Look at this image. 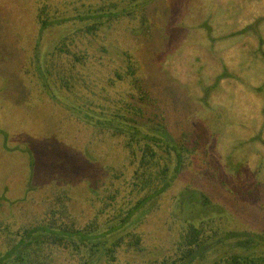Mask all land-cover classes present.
<instances>
[{"label":"rangeland","instance_id":"rangeland-1","mask_svg":"<svg viewBox=\"0 0 264 264\" xmlns=\"http://www.w3.org/2000/svg\"><path fill=\"white\" fill-rule=\"evenodd\" d=\"M34 2L0 0V256L8 251L7 240H17V231L40 222L50 207L66 209L71 219L87 223L111 190L118 188L122 198L128 196L124 186L131 176L123 139L86 126L82 116L67 111L73 97L60 93L58 104L53 103L40 78L24 68L39 31ZM136 3L144 7L138 16L148 19L147 27L139 19L101 34L109 51L102 54L94 44L93 83L98 84L99 74L111 67H125V52L133 54L146 90L161 103L170 134L176 141L189 142L194 155L169 191L127 227V232L142 234L146 251L126 261L172 256L182 217L194 211L189 198L181 195L197 190L213 205L189 221L200 225L211 220L208 227L219 236L209 242L206 257L192 264H214L239 252L238 240L222 241L228 232L247 230L264 241V152L257 150L264 151V146L238 145L235 152L228 148V141L238 136L253 144L251 136L264 132V93L258 94L261 99L252 95L255 87L264 85V0ZM74 28L66 24L44 33L41 63ZM196 77L221 83L207 103L195 91H201L202 81L192 84ZM153 111L148 110L150 115ZM200 124L204 128L199 132ZM168 162L173 171L174 159ZM122 172L125 176L117 179ZM181 207L185 212L180 213ZM260 251L264 254V242ZM76 253L49 245L42 261L79 264Z\"/></svg>","mask_w":264,"mask_h":264},{"label":"trees","instance_id":"trees-1","mask_svg":"<svg viewBox=\"0 0 264 264\" xmlns=\"http://www.w3.org/2000/svg\"><path fill=\"white\" fill-rule=\"evenodd\" d=\"M34 1L33 11L39 31L30 61L24 68L27 73L40 78L45 92H50L48 95L53 103L58 104L55 101L60 93L67 95V99L73 97L74 104L65 107L67 111L82 116L86 126L123 139L131 176L124 186L128 189V196L122 198L120 193L123 190L118 188L111 190L105 196L102 208L87 223L81 224L71 219L66 209L50 207L40 222L31 224L19 233L17 231V240H7L9 248L0 256V264H45L42 260L49 245L77 252L79 264H192L196 259L206 257L209 242L218 237L219 232L208 227L211 220L196 225L189 219L198 218L199 212L213 204L205 194L186 190L181 198L188 197L194 211L188 213L181 207L180 213L185 212L182 217L184 221L173 255L162 260L126 261L132 254L140 255L146 251L142 234L138 231L127 232V227L140 218L149 203L169 191L174 179L185 170L184 163L194 150L188 146L189 142L176 141L170 134L161 103L146 90L140 76V63L133 54L125 52V67H111L106 73L99 74L98 84L93 83V71L97 69L95 53L92 52L94 44L100 45L97 47L102 54H107L108 45L104 39L100 40L103 32L139 19L147 27L148 19L138 16L144 8L142 4L136 3V0H101L95 3L92 0H64L60 5L52 0ZM82 7V11L76 12ZM66 24L74 25V30L59 40L48 53L45 63H41L40 48L44 33ZM100 65L105 67L102 62ZM198 79L202 81L199 84L201 91L195 86L193 89L202 93V99L207 103L211 93L221 83L196 77L192 79V84L196 85ZM263 89L264 85L255 87L252 95L261 99L258 94L264 93ZM82 91H86L83 96ZM150 108L154 110L151 115L148 112ZM201 127L203 125L200 124L199 132L204 128ZM263 134L251 136L253 144L242 136L234 141L230 139L228 148L235 152L234 148L238 145L241 148L264 146ZM235 141L238 143H233ZM257 150L264 152L260 148ZM169 158L175 162L173 171ZM124 176L122 172L117 179ZM60 204L57 202V205ZM234 239L238 240L235 245L239 252L214 264H264V254L260 251V243L264 241L258 235L247 230L228 232L222 241Z\"/></svg>","mask_w":264,"mask_h":264}]
</instances>
